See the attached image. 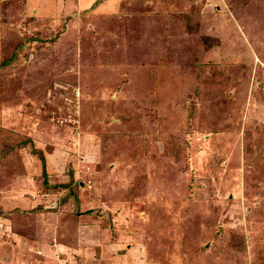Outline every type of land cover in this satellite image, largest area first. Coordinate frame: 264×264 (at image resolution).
<instances>
[{
	"label": "rangeland",
	"instance_id": "obj_1",
	"mask_svg": "<svg viewBox=\"0 0 264 264\" xmlns=\"http://www.w3.org/2000/svg\"><path fill=\"white\" fill-rule=\"evenodd\" d=\"M117 1L0 0V264H264V0Z\"/></svg>",
	"mask_w": 264,
	"mask_h": 264
},
{
	"label": "crops",
	"instance_id": "obj_2",
	"mask_svg": "<svg viewBox=\"0 0 264 264\" xmlns=\"http://www.w3.org/2000/svg\"><path fill=\"white\" fill-rule=\"evenodd\" d=\"M82 1H84V5L82 6V7H92L93 6V2L95 1V0H80V2H82ZM120 1H123V0H118L117 2H120ZM151 2V0L150 1H148L147 3H146V6L149 4ZM120 3H118L117 4V6H115V7H118V5H119ZM142 6H143V3H140ZM109 6H111V5H107V7H109ZM123 6V5H122ZM151 6V4L148 6V7H150ZM152 7V6H151ZM37 242H40V240H36V243Z\"/></svg>",
	"mask_w": 264,
	"mask_h": 264
},
{
	"label": "bare ground",
	"instance_id": "obj_3",
	"mask_svg": "<svg viewBox=\"0 0 264 264\" xmlns=\"http://www.w3.org/2000/svg\"><path fill=\"white\" fill-rule=\"evenodd\" d=\"M38 1V0H37ZM251 14V13H250ZM159 47H161V46H159ZM235 66V65H234ZM142 226V225H141Z\"/></svg>",
	"mask_w": 264,
	"mask_h": 264
}]
</instances>
